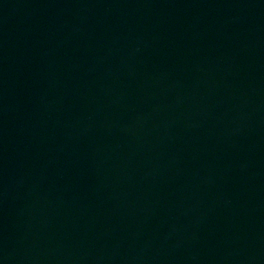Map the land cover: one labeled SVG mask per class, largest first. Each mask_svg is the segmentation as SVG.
<instances>
[{"label":"water","instance_id":"obj_1","mask_svg":"<svg viewBox=\"0 0 264 264\" xmlns=\"http://www.w3.org/2000/svg\"><path fill=\"white\" fill-rule=\"evenodd\" d=\"M0 264H264V0H0Z\"/></svg>","mask_w":264,"mask_h":264}]
</instances>
